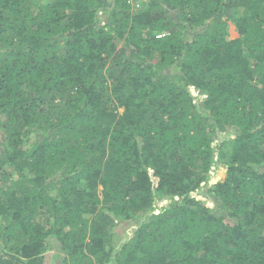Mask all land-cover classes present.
Returning <instances> with one entry per match:
<instances>
[{
    "label": "trees",
    "instance_id": "trees-1",
    "mask_svg": "<svg viewBox=\"0 0 264 264\" xmlns=\"http://www.w3.org/2000/svg\"><path fill=\"white\" fill-rule=\"evenodd\" d=\"M140 1L0 0V264H264V0Z\"/></svg>",
    "mask_w": 264,
    "mask_h": 264
},
{
    "label": "rangeland",
    "instance_id": "rangeland-1",
    "mask_svg": "<svg viewBox=\"0 0 264 264\" xmlns=\"http://www.w3.org/2000/svg\"><path fill=\"white\" fill-rule=\"evenodd\" d=\"M110 1L111 0H106L107 4L106 5L107 7H109L110 5ZM131 5H132V8H139L141 6V1L140 0H129ZM228 31H229V36L231 38H235L238 34L235 30V27L233 24L229 23L228 25ZM230 131L228 132H225V133H219L220 134V137L222 138L225 134L226 135H230ZM224 177V170L223 168L220 166L217 168V170L215 171V173L212 175V180H216V179H222ZM213 181H211L212 183ZM206 188L204 189H200V192L202 193V191L204 192ZM201 193H197V197L201 198V199H204L201 195ZM203 194H206V193H203ZM208 205L210 206V209L212 211H214L215 213H222V211L220 210V204L218 203V200H216L215 198L212 199V198H209V202H208ZM135 222H120L118 223L116 226H115V231L116 233L118 234V237H117V244L121 243V241H124L127 236H130V234L132 233L131 231L133 230V225H134ZM48 250L45 252L44 254V264H52V254L57 252L58 251V247H57V242L54 240V238H52L51 240L49 239L48 240ZM59 252V251H58ZM62 253H60L61 255ZM57 258L59 259L60 256H57ZM56 261V259H55Z\"/></svg>",
    "mask_w": 264,
    "mask_h": 264
},
{
    "label": "crops",
    "instance_id": "crops-1",
    "mask_svg": "<svg viewBox=\"0 0 264 264\" xmlns=\"http://www.w3.org/2000/svg\"><path fill=\"white\" fill-rule=\"evenodd\" d=\"M53 256H52V264H58V262H59V259L57 258V256H61V255H56V252L55 253H53L52 254ZM55 259H56V261H55Z\"/></svg>",
    "mask_w": 264,
    "mask_h": 264
}]
</instances>
